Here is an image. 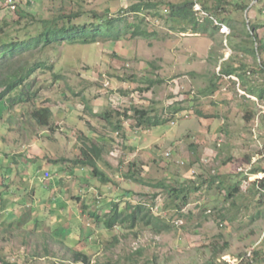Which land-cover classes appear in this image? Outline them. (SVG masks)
Here are the masks:
<instances>
[{"label": "rangeland", "instance_id": "374dc122", "mask_svg": "<svg viewBox=\"0 0 264 264\" xmlns=\"http://www.w3.org/2000/svg\"><path fill=\"white\" fill-rule=\"evenodd\" d=\"M15 1L23 13L38 18L67 7L91 15V10L109 12L131 23L138 20L128 7L140 2ZM258 3L264 5V0H248L245 11L233 9L229 15L210 13L215 20L208 23L209 13L199 2L198 32L186 20L168 22L155 15L163 12L161 5L144 13L142 27L150 35L129 38L127 33L118 40L65 45L44 55L61 74L58 84L48 73L40 79L38 102L52 108V127L31 118L30 104L21 107L23 103L0 100V141L7 144L0 147V158L3 162L6 153L14 155L23 170L35 160L38 165L32 172L50 166L56 189L65 188L66 196L73 195L78 202L87 199L67 221L55 219L61 212L54 216L46 209L42 218L38 216L43 225H0V264H231L253 251L260 256L251 264H264V190L259 186L264 177V95L251 93L264 88V51L254 40L264 38V9L261 12ZM1 5L0 22L17 16V8L7 0H0ZM217 22L222 24L215 28ZM227 65L248 68L240 70L242 76L225 75ZM135 108L170 119L145 127L137 141L124 129L126 123L137 124ZM92 130L106 138L100 143L104 146L100 166L115 182L102 186L103 192L76 186L78 181L69 175L76 168L71 162L44 160L77 158L84 145L82 132ZM130 163L141 181L125 177ZM254 168L261 171L253 173ZM238 183L236 198L227 199L230 187ZM171 187L190 193L186 205L169 193ZM40 189L49 191L43 185ZM26 190L24 186L22 192ZM123 200L146 205L155 220L168 221L170 227L158 233L139 222L108 229L89 214L102 206L105 214L114 201L123 207Z\"/></svg>", "mask_w": 264, "mask_h": 264}, {"label": "trees", "instance_id": "16d2710c", "mask_svg": "<svg viewBox=\"0 0 264 264\" xmlns=\"http://www.w3.org/2000/svg\"><path fill=\"white\" fill-rule=\"evenodd\" d=\"M199 1L204 5L205 12L209 13L206 18L208 23H214L215 20L214 16H211L210 13L229 15L231 14L229 12H232L233 9L245 11L250 5L248 4V0H215V4L213 5H209L204 0ZM161 5L165 6L163 12L159 11L155 15L158 14L163 20L167 18L168 22L178 19L186 20L195 29L193 32H198V26L201 22L198 11L194 8L195 0H184L182 3L172 1L167 3L163 1L152 3V1L145 2L144 0H140V2L132 4L130 8L128 7V11L134 13L135 18L138 20L134 23L129 22V18L125 16L114 17L109 12L100 14L96 10H91V15L87 14V11H84V9L74 11L68 10L67 7H62L58 11H53L48 17L38 18L30 13H23L21 9L17 8V16L11 18V20L4 18L0 22V87L2 88L0 100L9 99V101H14L16 104L23 103L21 107L30 104L31 118L38 125L52 127L54 118L52 108L38 102V92L43 85L40 79L48 73L52 75L54 83L58 84L61 81V74L54 72V64L51 63L49 58H45L44 55H48L52 50L65 45L77 43L91 44L101 39L118 40L122 35L127 33H131L129 38L150 35L149 29L142 27L145 24L146 18L144 13L146 10L152 8L158 9ZM256 5L262 12L264 5H260V3ZM0 7L2 8V5ZM214 26L218 28L219 24H215ZM231 26L233 27V25ZM256 27L257 25L253 24V28ZM249 36H254L250 30ZM254 40L260 43L259 51H264V38ZM243 49L253 52L254 55L257 54L256 49L253 51L245 47ZM247 68L243 66L234 68L227 65L223 69V73L225 75L238 73L242 76L240 70ZM39 83L41 84L39 85ZM252 91V94L258 93L261 96L264 95V88H259L258 91H255L253 88ZM148 111L147 109L135 108V117L133 118L137 124L134 126H139L143 129L150 126L156 127L167 123L170 119L161 118L157 115L155 117L149 116ZM104 116L107 117L106 114ZM252 116L253 112L249 114V118H252ZM120 127L119 122L115 126V129L118 130ZM82 134L81 140L84 145L81 146L78 157L72 160L67 158L62 159L71 162L74 166L81 165L91 168L93 177L106 186L115 185L113 178L102 170L98 164V161H102L104 158V146L100 143H103L106 138L102 135L96 136L93 130L91 134H87L85 131ZM107 166H110V164L107 163ZM133 168L134 163H130L125 177L129 181H141L140 178L136 177V170H133ZM260 171L259 168L252 170L253 173H259ZM259 182V186L264 190V177ZM240 190V183L231 186L227 199H235ZM169 193L171 195L176 194L177 198H181L183 205L188 203L190 193L186 189L178 190V188L171 187ZM113 203L110 205V208H107L108 211L105 214H102L104 206L100 210L89 211L91 218L103 221L108 229L121 225L125 226L126 224L134 227L139 222L146 223V225L158 233L170 227V222L168 221L161 220L159 217L155 220L152 209L144 204H132L129 200H123L124 205L120 207L121 204L118 201H114ZM88 207L87 204L83 206L86 210ZM177 207L181 208L179 204H177ZM11 225L8 227H11ZM79 256V252H77V257ZM259 256V251H253L251 257H244L238 264H251L250 261L256 263L255 261H258ZM107 264L112 263L109 262Z\"/></svg>", "mask_w": 264, "mask_h": 264}, {"label": "crops", "instance_id": "0c3cea01", "mask_svg": "<svg viewBox=\"0 0 264 264\" xmlns=\"http://www.w3.org/2000/svg\"><path fill=\"white\" fill-rule=\"evenodd\" d=\"M125 125L124 127H127L124 128L126 134H135L137 141L138 135L145 133L142 127L129 126L128 123ZM117 131H119V129ZM3 145L5 146L7 144L4 143V141L3 143L0 141V147ZM6 154L7 157L3 162L0 158V164H3L2 166L0 165V225L4 227L10 224L16 225V227L24 225L31 226L34 224L37 226L39 224L43 225L42 219H39L38 216L42 215L46 209L53 211L54 216L57 215L58 211L61 212L59 217H55V219L61 218V220L67 221L72 217L71 211L73 212L74 208L79 209L81 203L86 202L87 198L85 199L84 197L82 201L78 202L73 198V195L66 196L64 192L66 190L65 188H61V190L56 189V185L58 184L54 181L55 175H51L50 178H45L46 172H50L51 174L55 173L50 166L38 167L37 171L32 172L30 170L38 165L37 161L32 160L28 168H24L23 170L22 165L16 163L15 157L13 158L14 155ZM62 158L63 157H61V160L60 158L44 160L52 164L54 162L62 164V162H65ZM98 164L100 166V161H98ZM75 167V170L69 175L70 177L74 175L73 178L78 181L77 184L75 183L76 186H82L84 184L83 186H87L88 188L95 187L100 188L102 192L104 191L103 187L106 185L93 177L92 170L81 165ZM102 170H104V168ZM87 179L90 182L87 181ZM49 181L53 182V184L51 182L49 184ZM38 183L44 186V191H49L43 192ZM72 183L73 182L70 181V185ZM24 186H27L28 190L22 192ZM67 189H69V187ZM40 218L42 217L40 216ZM64 226L66 227V224H64Z\"/></svg>", "mask_w": 264, "mask_h": 264}, {"label": "built area", "instance_id": "2783aa9c", "mask_svg": "<svg viewBox=\"0 0 264 264\" xmlns=\"http://www.w3.org/2000/svg\"><path fill=\"white\" fill-rule=\"evenodd\" d=\"M199 0H195V5H194V7H195V9H196V6H198L199 5ZM7 4L11 7V8H14V9H16L17 8V6H16V1L15 0H7ZM197 10V9H196ZM199 11H201L202 10V8L200 7L199 9H198ZM197 10V11H198ZM217 24H219V25H221L219 22H217ZM51 173L50 172H46L45 173V178H50L51 177ZM248 257H251L252 256V253L251 252H248ZM225 258V257H224ZM244 259V257H241V258H235V260H231V264H238V263H240L242 260Z\"/></svg>", "mask_w": 264, "mask_h": 264}]
</instances>
